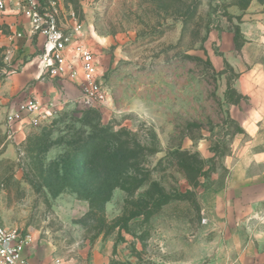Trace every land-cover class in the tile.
Instances as JSON below:
<instances>
[{"label": "rangeland", "instance_id": "1", "mask_svg": "<svg viewBox=\"0 0 264 264\" xmlns=\"http://www.w3.org/2000/svg\"><path fill=\"white\" fill-rule=\"evenodd\" d=\"M61 8L96 54L108 98L91 110L71 100L50 124L26 130L17 158L0 160V221L30 236L31 263L264 264V149L248 115L233 111L242 104L235 73L213 60L211 40L256 24L264 0ZM9 11H0V76L17 71L4 64ZM111 135L133 159L103 182L88 171V152ZM227 157L246 162L243 177ZM106 191V201L83 197Z\"/></svg>", "mask_w": 264, "mask_h": 264}, {"label": "built area", "instance_id": "2", "mask_svg": "<svg viewBox=\"0 0 264 264\" xmlns=\"http://www.w3.org/2000/svg\"><path fill=\"white\" fill-rule=\"evenodd\" d=\"M16 9L29 23L28 35L42 36L44 41L34 58L50 79L70 81L79 94L73 101L81 109H96L105 104L108 92L98 75L96 54L83 40L80 25L74 22L72 13L63 15L59 0H0V11ZM264 35V27H263ZM20 32L13 33L7 46L4 64L12 66L15 52L11 45L20 39ZM15 69V67H13ZM17 70V68L15 69ZM56 101L42 102L28 97L7 113L6 138L19 145L27 139L26 130L43 128L63 110ZM32 239L17 229L6 227L0 221V264H32L30 250ZM44 264H63L54 259Z\"/></svg>", "mask_w": 264, "mask_h": 264}, {"label": "crops", "instance_id": "3", "mask_svg": "<svg viewBox=\"0 0 264 264\" xmlns=\"http://www.w3.org/2000/svg\"><path fill=\"white\" fill-rule=\"evenodd\" d=\"M61 3V0H59ZM11 35L22 33L23 37L14 39L11 45L15 52L12 58V66L17 68L12 74L0 76V160L17 158L16 144L6 138V115L12 112L17 104L28 97H37L42 102L56 101L62 109H68L71 100L78 97L79 91L70 81L50 79L44 74L43 69L34 58L44 39L42 36L31 38L28 20L16 9L9 11ZM258 22L253 25L237 26L238 34L230 29L223 28L212 35V42L217 47L219 56L213 60L218 66H230L235 76L230 79L232 88L242 98V104L232 106L234 113L244 114L249 117L251 130H256V148L264 149V135L258 133L264 130V18L256 15ZM262 30V31H261ZM238 37L236 45L235 37ZM10 44V43H9ZM224 88L227 83L226 75H223ZM226 162L233 167V177H243L246 162L241 160L233 162V158L227 157ZM253 175H251L252 177ZM257 175H255L256 177ZM258 257L264 258V253ZM261 262V261H260ZM262 264V262H261Z\"/></svg>", "mask_w": 264, "mask_h": 264}, {"label": "trees", "instance_id": "4", "mask_svg": "<svg viewBox=\"0 0 264 264\" xmlns=\"http://www.w3.org/2000/svg\"><path fill=\"white\" fill-rule=\"evenodd\" d=\"M125 146H128L127 143H118L113 135L102 137L98 139V143L95 144V149L91 148L92 153L90 162L87 164L89 167V172L92 176H96L101 179L103 182L106 178H116L118 179V173L122 167V164L126 163L129 160H132L127 156L125 152H122ZM89 156L86 155V159ZM101 183V182H100ZM99 183V184H100ZM112 187H117L113 185ZM90 196H83L89 198L91 204L96 200L106 201L109 197V191L106 192H97L94 194H89Z\"/></svg>", "mask_w": 264, "mask_h": 264}]
</instances>
